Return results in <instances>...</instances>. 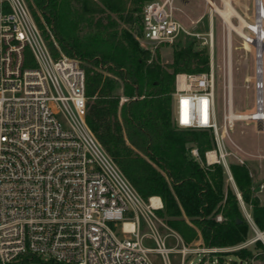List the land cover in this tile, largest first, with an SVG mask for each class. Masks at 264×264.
Segmentation results:
<instances>
[{
  "label": "built area",
  "instance_id": "1",
  "mask_svg": "<svg viewBox=\"0 0 264 264\" xmlns=\"http://www.w3.org/2000/svg\"><path fill=\"white\" fill-rule=\"evenodd\" d=\"M174 1L151 0L144 6L142 37L151 52L174 43L182 33L201 36L174 16ZM219 1L224 7L225 0ZM255 9V22L243 26L252 32V40L240 36L256 48L254 41L261 40L264 54V1L255 0ZM231 19L240 23L237 15ZM46 29L28 0H0V264H154L152 251L171 264L168 253L173 248L166 246V235L158 229L163 224L156 212L163 208L161 197L145 200L98 140L87 122L85 70L77 58L62 52ZM206 35L210 69L175 75L173 120L178 128L213 134L216 159L235 184L229 157L239 164L246 158L233 140L234 150H229L220 133L214 30ZM226 35L229 42L228 28ZM29 59L35 65H27ZM256 88L263 92V81L257 80ZM130 97L121 96L123 101ZM260 104L264 110L263 95L257 99V111ZM228 124L225 114L227 133ZM191 153L200 158L198 148ZM238 194L256 237L235 249L264 241V232ZM153 197L160 204L155 205ZM142 218L150 228L145 233ZM146 236L155 240V247L144 243ZM180 252L183 264L189 249L183 245Z\"/></svg>",
  "mask_w": 264,
  "mask_h": 264
},
{
  "label": "trees",
  "instance_id": "2",
  "mask_svg": "<svg viewBox=\"0 0 264 264\" xmlns=\"http://www.w3.org/2000/svg\"><path fill=\"white\" fill-rule=\"evenodd\" d=\"M148 1L29 3L37 19L33 6L40 10L62 52L80 61L86 76L87 122L138 193L145 200L161 197L163 208L157 215L186 243L201 237L207 247L238 244L247 239L250 224L237 193L226 186L224 168L220 163L201 164L189 153L196 144L204 162L206 151L213 148L212 137L208 130L178 128L173 120L175 75L208 71L209 53L191 42L175 48L171 62L162 63L160 54L152 56L132 31L138 26L143 33ZM29 61L27 65H35ZM121 89L132 97L122 101ZM230 167L242 199L264 230V206L249 170L237 163ZM219 214L222 221L216 219ZM238 256L247 260L244 257L252 258L255 252L242 248ZM218 261L226 264L221 256Z\"/></svg>",
  "mask_w": 264,
  "mask_h": 264
},
{
  "label": "rangeland",
  "instance_id": "3",
  "mask_svg": "<svg viewBox=\"0 0 264 264\" xmlns=\"http://www.w3.org/2000/svg\"><path fill=\"white\" fill-rule=\"evenodd\" d=\"M32 2V0H28ZM162 1V0H159ZM264 1V0H263ZM147 3V2H146ZM145 3V4H146ZM216 3L219 6H222L219 0H216ZM232 4L234 8L238 11L243 18H245L249 23L255 22L256 20V9H255V0H232ZM145 6V5H144ZM33 8L37 11L39 19L38 22L42 25L43 30L47 31L48 24L45 22L40 10L34 5ZM174 16L180 20L183 25L189 29L191 32L201 33L200 37L194 35H186L182 33L178 36L174 43L172 44H163L161 47L152 52V56L156 57L157 54H160V61L162 63H167L172 61L173 51L177 47H182L186 44L193 43L194 48L197 50L204 49L209 53V69L211 64V50L209 48L208 43H206L207 32H209L210 27L214 30V68L217 79V122L220 126L221 136L224 138L227 148L229 150H234V146L231 142L233 140L239 146L242 147L245 153L246 163L241 164L244 165L250 173V176L253 180L254 176L252 175V171L254 172L253 162L256 159L264 157V151H254L257 146L256 139L259 140V144L263 146L264 142V126L258 127L256 123L258 121L249 119L236 120L232 124H228L227 130L228 133L224 131V115L228 114L229 103L232 105V110L240 113H248L255 112L256 104L258 99V91L256 88L257 84V57H256V47L255 45L244 40L240 35L236 32L231 31V58L229 65L228 60V42L226 38L227 34V25H225L224 21L216 12H212L210 9V5L206 0H187L184 2L183 0H175L174 1ZM211 14H212V24H211ZM233 22L237 26H241L236 19H233ZM238 23V24H237ZM251 24V23H250ZM121 26L130 27V25L122 23ZM49 27V26H48ZM50 29V28H49ZM134 34H139V40L141 46L146 48L148 43H146L142 37L141 30H139L138 26L135 29H132ZM244 32L247 34L249 39H252V32L247 29H244ZM204 33L205 35H202ZM159 52V53H158ZM263 84H264V54H263ZM120 96H123V90H119ZM122 100V98H121ZM231 100V102H230ZM263 100H264V88H263ZM123 101V100H122ZM174 107V100H173ZM248 115V114H245ZM174 117V115H173ZM234 118V117H233ZM246 118V117H245ZM264 122H261V125ZM210 137H212L213 148L207 150L205 153V161H201L200 158H196L192 155L191 149L198 148L196 144H191V149L189 150L190 155L201 162V164L211 165L214 163H219L217 159L215 161H210L206 154L215 150L216 143L213 134L208 130ZM246 143L250 145L252 148L251 151L246 150ZM248 145V146H249ZM254 159V160H252ZM212 160V159H211ZM229 161L231 163H237V161L233 158V156L229 157ZM221 164V163H220ZM239 164V163H237ZM222 165V164H221ZM223 167V165H222ZM224 168V167H223ZM225 170V168H224ZM225 183L226 186L230 185L237 193L235 184L229 178L227 172L225 171ZM255 192V190H254ZM256 194V192H255ZM221 216V219L219 217ZM161 218V217H160ZM218 221H222V215L219 214L216 216ZM163 224H158V229L162 235H166V246L172 247L173 249L168 253V258L170 259L171 264H181L182 254L180 249L185 245L189 249V253L187 254V258L184 260L183 264H196L200 259L202 261L199 264H215L214 259H217V263L219 264V256L226 262V264H241L242 261H246L243 264H264V241L263 243H252L249 244L247 249L253 250L255 252V256L252 258L244 257L243 260L238 256L240 249H235L241 243L247 242L250 239L256 237V233L249 226L248 237L245 241L240 242L235 245H229L225 247H216L222 248V250L218 251L220 253H211L204 252L203 249L208 248L204 245L201 237L195 239L190 243H186L182 237L176 234L173 229L165 222L163 218H161ZM150 228L147 226L146 222L142 218V232H148ZM183 240V243H182ZM144 243L147 246L155 247L156 243L151 236H146L144 239ZM150 258L154 262V264H165L164 258L161 254L152 251L150 254Z\"/></svg>",
  "mask_w": 264,
  "mask_h": 264
},
{
  "label": "bare ground",
  "instance_id": "4",
  "mask_svg": "<svg viewBox=\"0 0 264 264\" xmlns=\"http://www.w3.org/2000/svg\"><path fill=\"white\" fill-rule=\"evenodd\" d=\"M209 1L211 2L210 4H211L212 12L218 13V15H220L223 18V20L225 21V23L227 25L228 33H229V36H230V38H229L230 41L228 42L229 51H231V35H230L231 31H235L239 35L244 36L245 38L249 39V37L247 36V34L243 30V26L249 25L250 23L245 18H243L240 14H238V11L234 8V6L232 4V0H225V6L224 7L218 6L213 0H209ZM233 15H237L240 18V23L241 24H239V25H241V26L235 25V23L231 19V17ZM211 19H212V14H211ZM210 30H212V29H210ZM258 32L260 33V30H258ZM226 38H227V35H226ZM250 40H252V39H250ZM254 42L257 43V45L259 47L262 44L261 40H259V39L255 40ZM229 54L231 56V52H229ZM230 64H231V62L229 63V65ZM261 99H262V97H260V101H261ZM230 102H231V100H230ZM231 105L232 104L229 103L230 111L227 114L229 116L230 120H231V124L234 123L236 120H238L237 118H241V117L242 118H244V117H254V118H259L260 120H262L264 118V110H262L261 104H260V108L261 109L258 110V111L256 110L255 113L250 114V115H237V114H234ZM207 156H208L209 160L216 159L215 151L208 152ZM152 200H153V203L155 205L160 204V199L159 198L153 197ZM259 237L262 238V234L261 233H259Z\"/></svg>",
  "mask_w": 264,
  "mask_h": 264
},
{
  "label": "crops",
  "instance_id": "5",
  "mask_svg": "<svg viewBox=\"0 0 264 264\" xmlns=\"http://www.w3.org/2000/svg\"><path fill=\"white\" fill-rule=\"evenodd\" d=\"M185 1V0H184ZM187 2V1H186ZM211 23H212V19H211ZM210 29H211V27H210ZM255 112H256V110H255ZM255 112H253V113H255ZM233 113L234 114H237V115H245V114H248V115H250V114H253V113H251V112H248V113H240V112H235V111H233ZM249 118H254V117H244V118H237L238 120H244V119H249ZM256 125L260 128V127H263L264 126V124H262L261 125V122H258V123H256ZM264 128V127H263ZM256 144H257V146H255L256 148H254L255 150L254 151H256V150H258V151H264V142H263V146L261 145V144H259V140L258 139H256ZM249 144L248 143H246V146H244V148L246 147V150H248V151H251V147H250V145L248 146ZM211 151H214V150H211ZM211 151H209V152H211ZM208 155V153L206 154V156ZM208 157V156H207ZM252 160H254V159H252ZM210 161H215V160H210ZM253 167H254V172L252 171V175L254 176V178H253V189L255 190V192H256V195L258 196V198L260 199V202H261V204L264 206V157L263 158H259V159H256V160H254V162H253ZM235 187H236V190H237V196H238V193H240L239 191H238V189H237V186H236V183H235ZM241 195V194H240ZM243 202H244V200H243ZM240 205H241V208H242V211H243V213H244V210H243V207H242V204H241V201H240ZM244 205H245V208L247 209V211H249V212H251L252 213V208H251V206L250 205H248V204H246L245 202H244ZM259 227V226H258ZM260 229V228H259ZM261 230V229H260ZM174 231V230H173ZM261 231H263L264 232V230H261ZM175 232V231H174ZM176 234H178L177 232H175ZM179 235V234H178ZM180 236V235H179ZM181 237V236H180ZM182 243H183V240H182Z\"/></svg>",
  "mask_w": 264,
  "mask_h": 264
},
{
  "label": "water",
  "instance_id": "6",
  "mask_svg": "<svg viewBox=\"0 0 264 264\" xmlns=\"http://www.w3.org/2000/svg\"><path fill=\"white\" fill-rule=\"evenodd\" d=\"M184 1V0H183ZM187 0H185L184 2H186ZM256 52H257V80L261 83L263 81V53H262V48L257 47L256 48ZM263 92L260 90L258 91V97H262ZM239 196V194H238ZM238 221H241V219L239 218Z\"/></svg>",
  "mask_w": 264,
  "mask_h": 264
}]
</instances>
